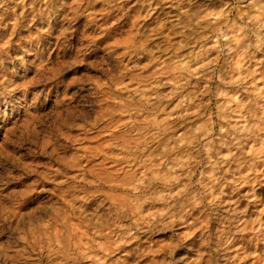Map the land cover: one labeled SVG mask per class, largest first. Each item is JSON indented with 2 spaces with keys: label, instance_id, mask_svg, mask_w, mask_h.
Listing matches in <instances>:
<instances>
[{
  "label": "rangeland",
  "instance_id": "1",
  "mask_svg": "<svg viewBox=\"0 0 264 264\" xmlns=\"http://www.w3.org/2000/svg\"><path fill=\"white\" fill-rule=\"evenodd\" d=\"M0 264H264V0H0Z\"/></svg>",
  "mask_w": 264,
  "mask_h": 264
}]
</instances>
